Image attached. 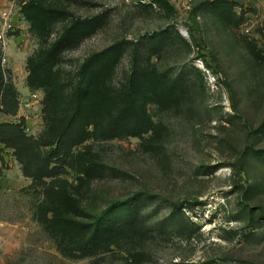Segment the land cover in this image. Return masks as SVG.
I'll list each match as a JSON object with an SVG mask.
<instances>
[{
    "label": "rangeland",
    "instance_id": "obj_1",
    "mask_svg": "<svg viewBox=\"0 0 264 264\" xmlns=\"http://www.w3.org/2000/svg\"><path fill=\"white\" fill-rule=\"evenodd\" d=\"M26 1L0 0V9L21 10ZM39 1L68 8L51 38L70 19L91 27L61 54L68 95L85 60L111 49L114 85L136 65L157 68L181 79V101L164 109L148 102L158 126L142 136L74 146L99 165L81 183L74 168L61 170L83 208L79 219L129 203L152 227L90 254L59 249L35 216L42 184L0 141V264H264V0ZM8 39L5 68L0 51V123L40 139L50 111H62L30 77L28 58L42 40L29 21ZM175 211L178 228L167 224Z\"/></svg>",
    "mask_w": 264,
    "mask_h": 264
},
{
    "label": "trees",
    "instance_id": "obj_2",
    "mask_svg": "<svg viewBox=\"0 0 264 264\" xmlns=\"http://www.w3.org/2000/svg\"><path fill=\"white\" fill-rule=\"evenodd\" d=\"M22 12L32 32L42 40L35 55L28 58L30 77H36V83L45 87L47 101L62 110L50 111L40 139L27 136L12 123H0V141L15 148L25 174L43 186L44 198L36 206V218L66 255L90 254L119 239L149 232L152 227L143 220L144 214L129 203L116 205L93 221L79 219L83 216L79 198L60 173L65 165L74 168L81 183L99 169L96 160L74 151L75 145L89 138L142 136L155 130L158 125L146 104L154 102L163 109L175 106L181 101V79L157 68L150 71L136 65L125 83L114 85L109 77L115 59L109 49L85 60L68 95L65 85H60V57L65 48L89 34V23L70 19L63 31L51 38L54 23L68 20L67 7L28 0ZM252 50L260 54L256 48ZM42 145L50 147L41 151ZM47 177L51 179L47 181ZM177 215L175 211L171 217L174 221L163 223L178 228Z\"/></svg>",
    "mask_w": 264,
    "mask_h": 264
},
{
    "label": "built area",
    "instance_id": "obj_3",
    "mask_svg": "<svg viewBox=\"0 0 264 264\" xmlns=\"http://www.w3.org/2000/svg\"><path fill=\"white\" fill-rule=\"evenodd\" d=\"M28 20L24 16L22 9L18 10L13 4L5 5L0 9V51L2 53L3 67L9 61V39L8 33L11 30L23 29ZM5 68V67H4Z\"/></svg>",
    "mask_w": 264,
    "mask_h": 264
}]
</instances>
